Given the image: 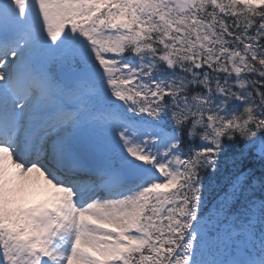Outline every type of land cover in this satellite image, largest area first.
I'll use <instances>...</instances> for the list:
<instances>
[{"label": "snow or ice", "instance_id": "obj_1", "mask_svg": "<svg viewBox=\"0 0 264 264\" xmlns=\"http://www.w3.org/2000/svg\"><path fill=\"white\" fill-rule=\"evenodd\" d=\"M0 264H264V0H0Z\"/></svg>", "mask_w": 264, "mask_h": 264}]
</instances>
